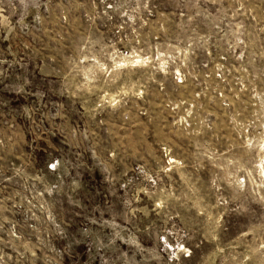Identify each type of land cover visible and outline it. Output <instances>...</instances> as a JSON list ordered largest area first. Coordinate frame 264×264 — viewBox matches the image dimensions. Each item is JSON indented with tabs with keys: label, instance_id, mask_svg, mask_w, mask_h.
<instances>
[{
	"label": "rangeland",
	"instance_id": "rangeland-1",
	"mask_svg": "<svg viewBox=\"0 0 264 264\" xmlns=\"http://www.w3.org/2000/svg\"><path fill=\"white\" fill-rule=\"evenodd\" d=\"M0 264H264V0H0Z\"/></svg>",
	"mask_w": 264,
	"mask_h": 264
}]
</instances>
